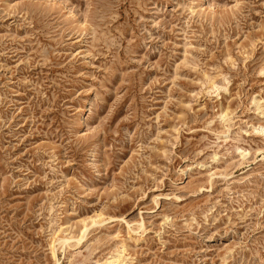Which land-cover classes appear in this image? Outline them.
Listing matches in <instances>:
<instances>
[{
    "label": "rangeland",
    "instance_id": "rangeland-1",
    "mask_svg": "<svg viewBox=\"0 0 264 264\" xmlns=\"http://www.w3.org/2000/svg\"><path fill=\"white\" fill-rule=\"evenodd\" d=\"M0 264H264V0H0Z\"/></svg>",
    "mask_w": 264,
    "mask_h": 264
}]
</instances>
